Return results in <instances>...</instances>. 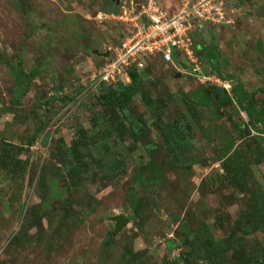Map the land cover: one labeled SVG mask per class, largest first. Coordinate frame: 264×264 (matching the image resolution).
Listing matches in <instances>:
<instances>
[{"label": "rangeland", "instance_id": "rangeland-1", "mask_svg": "<svg viewBox=\"0 0 264 264\" xmlns=\"http://www.w3.org/2000/svg\"><path fill=\"white\" fill-rule=\"evenodd\" d=\"M112 2L0 0V264H264L262 126L209 88L232 79L264 109V0H224L223 23L201 30L206 81L158 59L142 68L127 111L149 150L115 101L97 102L99 73L128 30ZM118 76L130 82L128 70ZM96 116L117 132L107 167L89 139Z\"/></svg>", "mask_w": 264, "mask_h": 264}, {"label": "built area", "instance_id": "built-area-1", "mask_svg": "<svg viewBox=\"0 0 264 264\" xmlns=\"http://www.w3.org/2000/svg\"><path fill=\"white\" fill-rule=\"evenodd\" d=\"M142 1L136 6L123 2L120 12L113 16L125 28L128 27L126 42L121 48L117 47L115 58L101 69L99 84L113 85L118 81L120 71L126 72L133 68L132 65L135 69H142L147 60L157 56L182 73L188 72L200 81H206L198 68L190 34L197 23L222 24L224 0L214 5L209 0H181L170 6L164 5V0ZM174 55L177 59L173 58ZM176 61L186 63L191 70L186 71Z\"/></svg>", "mask_w": 264, "mask_h": 264}, {"label": "trees", "instance_id": "trees-1", "mask_svg": "<svg viewBox=\"0 0 264 264\" xmlns=\"http://www.w3.org/2000/svg\"><path fill=\"white\" fill-rule=\"evenodd\" d=\"M121 4L117 5L114 2H112V5L114 6L112 15H116L120 12ZM213 25V24H212ZM210 23H197L195 28L190 34V37L193 42L192 49L197 56L199 54V51L207 52L205 48H201L200 45L195 44L194 41L198 40L200 37L201 30L206 28H209ZM199 57V56H198ZM160 61L162 60L157 57H152L151 59L146 61V68H148L149 65H151L152 61ZM207 61V60H206ZM205 61V62H206ZM165 65V63H163ZM176 64L182 68H184L186 71H190L191 67L187 65L186 63H182L180 61H176ZM219 64L217 61L210 59V68L215 72L216 76L220 77L219 73L217 71L219 70ZM145 70V69H144ZM144 70L142 69H129L128 75L130 82L129 83H122L121 81H117L113 85H107V84H98L96 86V96H98V103L101 107H103L105 110H110V101H115L117 107V110L121 112V114L126 118V120H129V123L132 127L131 131L134 135H136L134 138L136 141H141L144 144L145 149L149 150L151 148L150 145L145 143L142 140V129L140 125H138L135 121H133L128 114L127 111V105L131 102L132 98L141 93V80L142 76L145 75ZM21 73V71H19ZM202 72V71H201ZM221 79V78H220ZM223 81L229 85L230 89L226 90L222 86L218 85H210L209 88L211 89V93L214 98L218 101V105L220 107H227L231 105L232 103H235L238 107L242 108L246 116L248 118V123L253 128H257V125L262 126L261 129H257L258 133L262 136V142L264 145V109H258L257 104L255 102L253 94L249 93L247 90L244 89L243 85L241 83H238L237 85H233L231 83L232 79L222 78ZM203 96H206V92H204ZM207 97V96H206ZM115 108H112V110L115 111ZM106 115V114H105ZM106 117L109 118V115ZM94 124L93 126L97 128V132L90 136V141L93 144V148L95 150V154L98 155L100 158V161L103 163L104 166H109L112 162H114V156H110L107 153H105L104 149L106 148L105 145H108L109 139L113 136H117V132H115L113 126L106 128L103 126V122L101 119L96 118L93 119ZM107 123H110V121H107ZM86 134V133H85ZM165 137L167 138V142H171L169 138V133H166L165 129ZM101 138V139H100ZM174 141V140H173ZM172 143V142H171ZM170 143V144H171ZM232 144H230V147ZM68 149V150H67ZM66 150L62 151L63 155L68 159L69 166L72 168L67 169V176L70 180V184L74 186L75 178H74V171H77L80 169L81 162L75 157L73 162H71L72 158L74 157V152L72 148H67ZM108 150V149H106ZM109 151V150H108ZM110 152V151H109ZM259 158H261V155H259ZM113 166V165H112ZM103 168V166H102ZM53 186H56L55 184ZM49 190V189H48ZM256 214L263 216L264 221V195L260 193L258 197H256ZM141 207V202H138V206L136 208V211H138ZM209 255H205V258H207ZM204 257V256H203Z\"/></svg>", "mask_w": 264, "mask_h": 264}, {"label": "water", "instance_id": "water-1", "mask_svg": "<svg viewBox=\"0 0 264 264\" xmlns=\"http://www.w3.org/2000/svg\"><path fill=\"white\" fill-rule=\"evenodd\" d=\"M115 3H118L119 0H114ZM116 222V230H118L120 228V226H122L126 221L122 218V217H118L115 219Z\"/></svg>", "mask_w": 264, "mask_h": 264}]
</instances>
